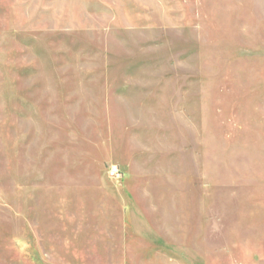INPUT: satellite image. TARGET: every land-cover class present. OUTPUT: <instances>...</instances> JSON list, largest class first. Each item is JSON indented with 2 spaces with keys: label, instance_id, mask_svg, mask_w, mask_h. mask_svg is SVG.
I'll use <instances>...</instances> for the list:
<instances>
[{
  "label": "rangeland",
  "instance_id": "1",
  "mask_svg": "<svg viewBox=\"0 0 264 264\" xmlns=\"http://www.w3.org/2000/svg\"><path fill=\"white\" fill-rule=\"evenodd\" d=\"M0 264H264V0H0Z\"/></svg>",
  "mask_w": 264,
  "mask_h": 264
},
{
  "label": "built area",
  "instance_id": "2",
  "mask_svg": "<svg viewBox=\"0 0 264 264\" xmlns=\"http://www.w3.org/2000/svg\"><path fill=\"white\" fill-rule=\"evenodd\" d=\"M120 170L118 169V167L116 165H112L108 168V173L112 178H120Z\"/></svg>",
  "mask_w": 264,
  "mask_h": 264
}]
</instances>
